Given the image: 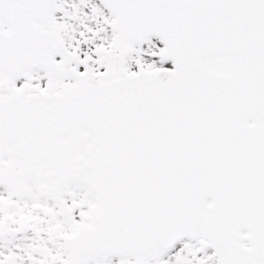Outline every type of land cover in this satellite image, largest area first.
I'll return each mask as SVG.
<instances>
[{"label": "snow or ice", "instance_id": "6c2138e0", "mask_svg": "<svg viewBox=\"0 0 264 264\" xmlns=\"http://www.w3.org/2000/svg\"><path fill=\"white\" fill-rule=\"evenodd\" d=\"M0 264H264V0H0Z\"/></svg>", "mask_w": 264, "mask_h": 264}]
</instances>
